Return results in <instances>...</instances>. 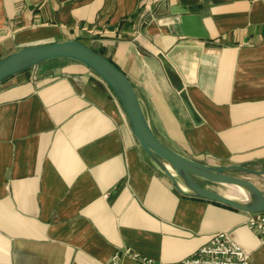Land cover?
I'll use <instances>...</instances> for the list:
<instances>
[{"label": "crops", "instance_id": "obj_1", "mask_svg": "<svg viewBox=\"0 0 264 264\" xmlns=\"http://www.w3.org/2000/svg\"><path fill=\"white\" fill-rule=\"evenodd\" d=\"M182 8L206 38L181 33ZM67 39L126 74L167 147L211 166L264 163V0H0V58ZM248 216L178 190L80 62L51 59L0 83V264H113L124 248L175 262L217 231L264 264Z\"/></svg>", "mask_w": 264, "mask_h": 264}, {"label": "water", "instance_id": "obj_2", "mask_svg": "<svg viewBox=\"0 0 264 264\" xmlns=\"http://www.w3.org/2000/svg\"><path fill=\"white\" fill-rule=\"evenodd\" d=\"M175 13L180 14L179 28L186 36L206 38L198 15L192 10L182 8ZM174 48H181L175 46ZM159 52L156 57L160 60L163 70L172 86L179 91L176 84V71L168 57ZM63 58L80 62L110 88L114 97L126 115L131 132L146 155L163 171L174 186L187 194L215 201L247 213L264 212V191L260 189L248 175L263 176L264 169L230 164L211 166L182 156L162 143L152 131L140 106L133 85L126 74L106 56L96 52L86 43L67 39L49 43H41L20 47L0 58V83L7 78L35 67L45 61ZM182 102L190 117L195 121V111L182 96ZM232 170L244 172L247 176L240 177L230 174ZM196 178L208 182L240 188L244 198H233L202 186Z\"/></svg>", "mask_w": 264, "mask_h": 264}, {"label": "built area", "instance_id": "obj_3", "mask_svg": "<svg viewBox=\"0 0 264 264\" xmlns=\"http://www.w3.org/2000/svg\"><path fill=\"white\" fill-rule=\"evenodd\" d=\"M151 1L157 3L161 0ZM246 226L264 241V212L249 213ZM122 257L127 259L125 264H254L249 255L225 231L211 234L208 240L192 254L175 262H161L124 248L121 252L114 253L113 264H116Z\"/></svg>", "mask_w": 264, "mask_h": 264}, {"label": "rangeland", "instance_id": "obj_4", "mask_svg": "<svg viewBox=\"0 0 264 264\" xmlns=\"http://www.w3.org/2000/svg\"><path fill=\"white\" fill-rule=\"evenodd\" d=\"M246 167L256 168V169H264V163H260V164H249V165H246ZM230 174H233V175H236V176H240V177L247 176L244 172H241V171H238V170H232L230 172ZM248 177L260 189H262L264 191V177L263 176L248 175ZM209 185L212 187V189H215L216 191H219L222 194H227L231 190L230 187L229 186H226V185H220V184H215V185L209 184Z\"/></svg>", "mask_w": 264, "mask_h": 264}, {"label": "bare ground", "instance_id": "obj_5", "mask_svg": "<svg viewBox=\"0 0 264 264\" xmlns=\"http://www.w3.org/2000/svg\"><path fill=\"white\" fill-rule=\"evenodd\" d=\"M230 189V192H228L226 195L231 196L233 198H244L245 194L240 188L231 186Z\"/></svg>", "mask_w": 264, "mask_h": 264}]
</instances>
